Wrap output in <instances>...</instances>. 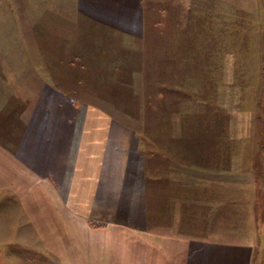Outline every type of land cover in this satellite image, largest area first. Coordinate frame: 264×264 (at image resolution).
<instances>
[{
	"label": "crops",
	"instance_id": "1",
	"mask_svg": "<svg viewBox=\"0 0 264 264\" xmlns=\"http://www.w3.org/2000/svg\"><path fill=\"white\" fill-rule=\"evenodd\" d=\"M89 1L0 0L2 264H264V180L239 184L185 163L200 159L191 134L187 151L179 134L159 154L134 153L131 131L44 79L42 58L30 57L31 14L76 11ZM94 1L100 8L131 0ZM227 1L238 11L255 3ZM222 145L210 146L215 162L231 153L228 138ZM257 151L264 155V147ZM239 152L232 163L248 154ZM221 210L229 234L213 230Z\"/></svg>",
	"mask_w": 264,
	"mask_h": 264
},
{
	"label": "rangeland",
	"instance_id": "2",
	"mask_svg": "<svg viewBox=\"0 0 264 264\" xmlns=\"http://www.w3.org/2000/svg\"><path fill=\"white\" fill-rule=\"evenodd\" d=\"M258 2L238 11L227 0H131L100 8L90 0L76 11H43L31 14L30 57L42 58L44 79L68 97L131 131L140 148L134 153L159 154L179 134L187 151L191 134L199 138L200 159L185 163L199 162L207 176L214 167L239 184L262 182L264 155L255 152L264 147V0ZM226 138L231 153L215 162L210 146L222 151ZM239 150L248 154L232 163ZM220 213L213 230L229 234L227 214ZM260 239L264 253L263 230Z\"/></svg>",
	"mask_w": 264,
	"mask_h": 264
}]
</instances>
